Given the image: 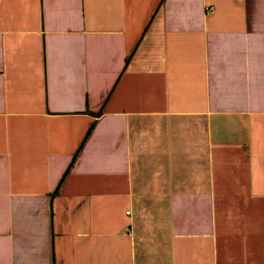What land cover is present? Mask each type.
I'll return each instance as SVG.
<instances>
[{"label":"crops","instance_id":"0c3cea01","mask_svg":"<svg viewBox=\"0 0 264 264\" xmlns=\"http://www.w3.org/2000/svg\"><path fill=\"white\" fill-rule=\"evenodd\" d=\"M0 264H264V0H0Z\"/></svg>","mask_w":264,"mask_h":264},{"label":"built area","instance_id":"2783aa9c","mask_svg":"<svg viewBox=\"0 0 264 264\" xmlns=\"http://www.w3.org/2000/svg\"><path fill=\"white\" fill-rule=\"evenodd\" d=\"M212 10H213L212 7H209V8H207L206 13H209Z\"/></svg>","mask_w":264,"mask_h":264},{"label":"trees","instance_id":"16d2710c","mask_svg":"<svg viewBox=\"0 0 264 264\" xmlns=\"http://www.w3.org/2000/svg\"><path fill=\"white\" fill-rule=\"evenodd\" d=\"M90 131H91V129L88 131V134H87V136L89 135ZM87 136H86V137H87Z\"/></svg>","mask_w":264,"mask_h":264}]
</instances>
